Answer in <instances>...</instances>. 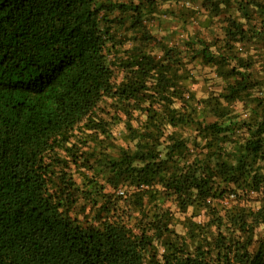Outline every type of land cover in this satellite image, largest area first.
<instances>
[{"label": "trees", "instance_id": "trees-1", "mask_svg": "<svg viewBox=\"0 0 264 264\" xmlns=\"http://www.w3.org/2000/svg\"><path fill=\"white\" fill-rule=\"evenodd\" d=\"M0 264H264V0H0Z\"/></svg>", "mask_w": 264, "mask_h": 264}, {"label": "rangeland", "instance_id": "rangeland-1", "mask_svg": "<svg viewBox=\"0 0 264 264\" xmlns=\"http://www.w3.org/2000/svg\"><path fill=\"white\" fill-rule=\"evenodd\" d=\"M169 28L174 29L180 26V23L177 21H172L170 22V25H168ZM180 31L182 30L183 35L191 34L193 32H197L202 35H207L208 33L202 29L199 25H197L196 22H190L185 25V27H182L179 29ZM193 74L195 76V79L197 80L196 84L193 85L194 89L197 92V96L200 97L203 95V91L205 89H208L209 86H215L219 85V81L215 78L214 74L212 73V70L205 68V67H200L199 65L194 66ZM123 132L122 126H118L117 128L114 129V136L116 138H120L121 134ZM117 139V140H118ZM117 143H121L119 140ZM178 231L180 230L179 227L176 228Z\"/></svg>", "mask_w": 264, "mask_h": 264}]
</instances>
